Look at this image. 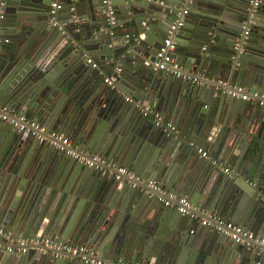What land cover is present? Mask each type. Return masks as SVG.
I'll return each instance as SVG.
<instances>
[{
    "label": "water",
    "instance_id": "1",
    "mask_svg": "<svg viewBox=\"0 0 264 264\" xmlns=\"http://www.w3.org/2000/svg\"><path fill=\"white\" fill-rule=\"evenodd\" d=\"M104 1L5 0L1 25L13 45L0 49V106L35 113L36 120L80 149L157 180L264 242V108L220 92L237 85L264 95V0L253 18V0ZM56 2L63 5L60 28L49 24ZM110 7L117 21L130 22L134 39L119 45L110 35ZM182 18L173 57L184 72L205 76L201 84L151 69L171 26ZM89 59L104 66L107 76L121 69L113 88L89 92ZM127 97L174 122L178 133L158 127ZM198 148L229 166L230 175L196 160ZM100 177L52 144L0 121V227L10 239L46 236L86 244L110 264L120 258L147 264H264V244L247 248L204 227L200 245L189 234L187 217H177L174 208L162 209L126 179ZM68 260L0 250V264Z\"/></svg>",
    "mask_w": 264,
    "mask_h": 264
},
{
    "label": "built area",
    "instance_id": "2",
    "mask_svg": "<svg viewBox=\"0 0 264 264\" xmlns=\"http://www.w3.org/2000/svg\"><path fill=\"white\" fill-rule=\"evenodd\" d=\"M150 3L163 5L165 2L160 0H141ZM105 4L109 5L110 0H105ZM263 0L252 1L251 17H254L256 10L262 5ZM6 5L5 0H0V49L5 45L10 44L11 40L5 35L3 27L1 25L4 19L2 12L3 7ZM60 2L52 3L49 10V24L53 27H59L57 16L58 12L62 9ZM188 15V10L184 11L183 17ZM252 18L249 27L245 30L244 37L247 39L251 34ZM184 25V18L174 23L171 26L168 35L164 41V46L160 50L157 61L151 65V69L156 73L169 74L175 78H180L191 84H201L205 76L198 73H186L182 70V67L176 62L173 57V53L177 48L175 41V31L178 27ZM108 30L110 35H114L113 29L117 27V18L115 11L109 8ZM127 40L134 39V36L127 35ZM236 50L242 48L241 45L235 46ZM88 63L93 69H99V64L92 59L88 60ZM121 69H117L115 74H119ZM115 74L108 75L105 78V83L113 88L117 83L118 76ZM222 95L240 99L246 102H253L260 107L264 108V95L251 94L244 87L241 86H229L228 88L220 90ZM129 103L137 106L146 118L152 119L155 124L169 133L177 134L178 128L171 122H164L160 113L153 111L150 106H143L140 102L131 97L126 99ZM0 121L9 124L17 132L26 136L33 137L40 142H48L52 144L56 149L65 153L66 155L77 160L79 163L92 168L98 172L103 178L106 179H126L128 183L134 188H143L147 191L150 198L160 202L167 208H174L181 216L187 217L195 222H198L201 226L213 229L215 231L224 233L232 241L247 248H253L256 245H262L264 242L255 233L247 230L246 228L232 222L231 220L212 215L208 211H205L201 207H194L192 202L185 197H181L177 194L167 191L160 182L154 179H146L138 175L135 171L128 167L120 166L113 161L106 160L99 155L89 153L80 149L79 146H75L72 140L66 135L50 130L45 124L28 117L25 113H17L5 106H0ZM191 146L195 147L194 143ZM197 153L200 158L209 162L215 169H218L225 175H230L231 168L220 163L214 158L207 150L198 148ZM0 236L3 237L0 242V250L7 252H18L25 254L29 251L43 254H51L59 259L79 260L83 264H110L109 261L103 259L102 254L93 250L92 247L86 244H76L62 240H52L46 236H33L27 239H10L7 234L3 233L0 227ZM5 240V241H4ZM114 264H147L145 261H130L126 259H119Z\"/></svg>",
    "mask_w": 264,
    "mask_h": 264
},
{
    "label": "crops",
    "instance_id": "3",
    "mask_svg": "<svg viewBox=\"0 0 264 264\" xmlns=\"http://www.w3.org/2000/svg\"><path fill=\"white\" fill-rule=\"evenodd\" d=\"M155 4V3H154ZM4 25V24H3ZM113 32H114V35H111L112 37H114V39L115 40H118V41H116L117 43H119V45H121V42H123V40L124 39H126V36L127 35H131V36H133L134 35V31H133V28H132V26H131V24H130V22H128V21H121V20H118L117 21V27L116 28H114L113 29ZM4 33H5V35L6 36H8L9 38H10V40H11V42H10V44H7V45H5L4 47H5V49H10V47H11V45H13L12 43H13V39H12V35L9 33V31L8 30H6V28H5V30H4ZM91 72H90V74H88V82H86L85 83V85H86V88L89 90V92H91V93H93V92H95V90H100L101 88H103V89H107V88H109V86L105 83V78L107 77V74H106V70H105V67L104 66H101L100 65V63H99V69L97 70V69H91L90 70ZM194 74V73H193ZM199 74V73H198ZM88 90H86V91H88ZM89 95H91V94H89ZM132 98V97H131ZM134 99V98H133ZM136 100V99H135ZM137 101V100H136ZM138 102H140V101H138ZM141 103V102H140ZM248 103H251L252 105H255V106H258V107H260L259 105H257V104H255V103H253V102H248ZM142 104V103H141ZM131 105V104H130ZM130 107H134L133 105L132 106H130ZM261 108H263V107H261ZM14 112H19V111H14ZM142 112V111H141ZM19 113H21V112H19ZM23 113V112H22ZM28 117H30V118H33V119H35V113H33V112H29V113H25ZM36 120V119H35ZM37 121H39V120H37ZM39 122H41V123H43V124H45L44 122H42V121H39ZM172 122V121H171ZM174 123V122H173ZM46 125V124H45ZM47 126V125H46ZM48 127V126H47ZM49 128V127H48ZM50 129V128H49ZM50 130H52V129H50ZM52 131H54V130H52ZM63 134V133H62ZM65 135V134H64ZM67 136V135H66ZM68 137V136H67ZM70 138V137H69ZM71 139V138H70ZM79 146V145H78ZM195 150V149H194ZM193 149H190V151H194ZM194 153V152H193ZM93 154H96V155H99V156H101L102 158H104V159H106V160H108L106 157H104L103 155H101V154H99V153H93ZM195 159L196 160H198V159H202V158H200V156L198 155V153H197V151L195 150ZM109 161H113V160H109ZM113 162H115V161H113ZM116 163V162H115ZM117 164V163H116ZM226 166V165H225ZM125 167V166H124ZM213 169H215L213 166H211ZM128 168H130V167H128ZM130 169H132V168H130ZM133 171H134V169H132ZM98 173V172H97ZM100 175V174H99ZM225 176H228V175H225ZM100 179L102 180H107V181H110V179H106V178H103L102 176L100 177ZM149 179H151V178H149ZM102 180V181H103ZM105 182V181H104ZM167 191H169V190H167ZM170 193H174V194H177V193H175V192H172V191H169ZM178 195V194H177ZM157 203V205H160V204H158V202H156ZM161 207H162V209H165L166 207L165 206H162L161 205ZM167 209H169L170 211L171 210H173V208H167ZM174 212L176 213V215H178L177 217H181V216H179L180 214L178 213V211L176 210V209H174ZM184 219V218H183ZM187 219H189V218H187ZM185 220V221H188V226L190 227L189 228V234L191 235V236H193L194 237V239H197L198 240V242H199V244L200 245H202L203 244V242H200V240H201V237H202V235H203V233L206 231V230H204V227L203 226H201L198 222H195V221H191L190 219L189 220ZM200 235V236H199ZM199 237V238H198ZM120 259H124V258H120ZM68 264H83L81 261H79V260H68Z\"/></svg>",
    "mask_w": 264,
    "mask_h": 264
},
{
    "label": "flooded vegetation",
    "instance_id": "4",
    "mask_svg": "<svg viewBox=\"0 0 264 264\" xmlns=\"http://www.w3.org/2000/svg\"><path fill=\"white\" fill-rule=\"evenodd\" d=\"M209 163V162H208ZM210 164V163H209ZM211 165V164H210ZM212 166V165H211ZM216 170H218V169H216ZM219 171V170H218ZM101 176V175H100Z\"/></svg>",
    "mask_w": 264,
    "mask_h": 264
}]
</instances>
